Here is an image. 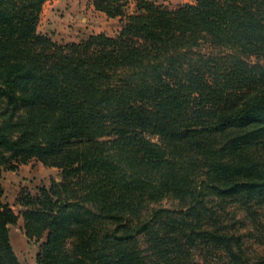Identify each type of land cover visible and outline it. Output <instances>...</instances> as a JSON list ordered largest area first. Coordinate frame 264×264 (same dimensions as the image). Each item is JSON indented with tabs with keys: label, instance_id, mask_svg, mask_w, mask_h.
<instances>
[{
	"label": "trees",
	"instance_id": "1",
	"mask_svg": "<svg viewBox=\"0 0 264 264\" xmlns=\"http://www.w3.org/2000/svg\"><path fill=\"white\" fill-rule=\"evenodd\" d=\"M49 1L0 0V197L2 169L62 171L16 200L37 264H264V0H95L120 32L68 44Z\"/></svg>",
	"mask_w": 264,
	"mask_h": 264
},
{
	"label": "rangeland",
	"instance_id": "2",
	"mask_svg": "<svg viewBox=\"0 0 264 264\" xmlns=\"http://www.w3.org/2000/svg\"><path fill=\"white\" fill-rule=\"evenodd\" d=\"M95 0H52L46 3L40 19L38 32L48 36L53 41L60 44L78 43L88 39L92 35L105 34L115 37L121 30L122 22L119 18L110 19L105 14L99 13L94 8ZM160 4L172 9L194 5L196 0H155ZM134 11L131 6L130 13ZM153 142L157 138L150 137ZM62 181V171L54 168L44 167L40 162L32 160L26 165H20L17 170L10 171L2 169L1 182L3 195L0 203L8 205L17 215L19 220L16 226H10V240L13 250L19 260V264H37V255L45 238L41 240H29L24 231L22 212L24 209L16 202L22 191H27L36 195L41 188H50L53 183ZM156 208L177 210L179 204L172 198L165 199ZM239 218L244 215L240 213ZM244 231H252L254 235V225L250 220L246 221ZM252 240V239H251ZM254 241V240H253ZM251 241L250 244H253ZM263 248L259 245H252V250L261 252ZM199 259L200 256L198 257Z\"/></svg>",
	"mask_w": 264,
	"mask_h": 264
},
{
	"label": "crops",
	"instance_id": "3",
	"mask_svg": "<svg viewBox=\"0 0 264 264\" xmlns=\"http://www.w3.org/2000/svg\"><path fill=\"white\" fill-rule=\"evenodd\" d=\"M49 2H52V1H49ZM49 2H47V3H49Z\"/></svg>",
	"mask_w": 264,
	"mask_h": 264
}]
</instances>
